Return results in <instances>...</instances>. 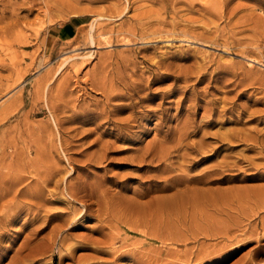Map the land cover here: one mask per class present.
<instances>
[{
  "label": "rangeland",
  "instance_id": "rangeland-1",
  "mask_svg": "<svg viewBox=\"0 0 264 264\" xmlns=\"http://www.w3.org/2000/svg\"><path fill=\"white\" fill-rule=\"evenodd\" d=\"M204 1L0 0V264H264V0Z\"/></svg>",
  "mask_w": 264,
  "mask_h": 264
},
{
  "label": "bare ground",
  "instance_id": "bare-ground-1",
  "mask_svg": "<svg viewBox=\"0 0 264 264\" xmlns=\"http://www.w3.org/2000/svg\"><path fill=\"white\" fill-rule=\"evenodd\" d=\"M208 1V0H207ZM206 0L204 1L205 2V4H206V2H207ZM204 2H203V4H204ZM196 8V7H195ZM176 27V26H175ZM163 29H164V27H162ZM161 28V29H162ZM157 30L159 29V28H156ZM160 29V30H161ZM154 30V29H153ZM173 30V29H172ZM154 31H156V30H154ZM159 31V30H158ZM158 31H156L157 33H158V35H160L161 34V32H158ZM161 31H163V30H161ZM168 31V30H167ZM176 30H174V32H175ZM190 31V30H189ZM164 32V31H163ZM162 32V33H163ZM166 33V32H165ZM178 33V32H177ZM152 34V33H151ZM170 34H172V33H170ZM154 35V34H153ZM163 35V34H162ZM166 35H167V33H166ZM165 35V36H166ZM156 36H157V34H156ZM186 36V35H185ZM184 37V36H183ZM190 37H192V36H189V38ZM107 40H108V38H106ZM135 39V38H134ZM193 39V38H192ZM107 43V42H106ZM108 44V43H107ZM250 62H252V63H258L256 60H254V59H248ZM259 64V63H258ZM250 65H252L251 63H250ZM261 66H263L264 67V65H262V64H260ZM20 102V101H19ZM20 106H21V103H20ZM14 108V107H13ZM11 109V108H10ZM17 109V108H16ZM9 110V109H8ZM12 111V110H11ZM6 115H7V113H6ZM1 118V117H0ZM2 119H6V118H1L0 119V123L2 122L1 120ZM167 142V141H166ZM188 148H190L189 147V145L188 144H186V142H185V140L183 139V137L182 136H180L179 138H178V141H177V143L175 144V146L174 147H172V148H170V149H172V150H174L175 152H179V151H181V150H183V149H188ZM163 152V151H162ZM171 155V153H169V151L167 152V153H163V155H162V159H165L166 157H169ZM166 156V157H165ZM51 158V157H50ZM165 164V163H164ZM36 171V170H35ZM39 171V170H38ZM9 178V177H8ZM20 179H21V177H20ZM23 180V179H22ZM17 181V180H16ZM20 182V181H19ZM23 182V181H22ZM16 185V184H15ZM18 185H21V184H19L18 183ZM17 185V186H18ZM13 186H14V183H13ZM9 191V190H8ZM9 193V192H8ZM73 195L75 196V194L73 193ZM92 198V197H91ZM168 202V201H167ZM163 203V202H162ZM165 203V202H164ZM26 205V204H25ZM174 205H175V203H174ZM29 207V206H28ZM259 208H264V205H261V204H259V206H258ZM170 208V207H169ZM14 216V215H13ZM8 217V216H7ZM10 217V216H9ZM15 217V216H14ZM18 217V216H17ZM5 218V217H4ZM10 219V218H9ZM5 222V221H4ZM11 222V221H10ZM7 223V222H6ZM15 223V222H14ZM2 226V225H1ZM218 235V234H217ZM1 236V235H0ZM262 238H264V234H263V236H262ZM87 261V260H86Z\"/></svg>",
  "mask_w": 264,
  "mask_h": 264
}]
</instances>
